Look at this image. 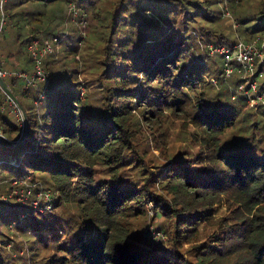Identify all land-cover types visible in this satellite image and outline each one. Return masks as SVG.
I'll return each instance as SVG.
<instances>
[{
  "label": "trees",
  "instance_id": "1",
  "mask_svg": "<svg viewBox=\"0 0 264 264\" xmlns=\"http://www.w3.org/2000/svg\"><path fill=\"white\" fill-rule=\"evenodd\" d=\"M69 1L17 0L6 12L14 38L0 48V70L30 72L26 44L44 35L63 39ZM218 2L91 0L96 25L82 52L92 60L87 93L79 70L69 67L78 66L79 39L62 50L60 71L45 59L46 90L2 76L25 111L27 130L15 145L0 140V153L11 151L0 156V195L26 191L29 182L37 206L0 199V264H264V142L256 144L253 134L229 138L250 115H240L242 98L231 99L234 79L220 76L222 56L207 49L236 40L221 25ZM240 8L233 6L237 36L263 35L257 23L264 1L251 16ZM252 19L255 25L246 26ZM14 25L27 26L28 34ZM7 102L0 88L1 132L16 141L23 117L16 119ZM256 111L264 116V107ZM170 117L192 125L195 150L158 164L139 140L141 123ZM250 127L260 130L259 122ZM21 147L27 149L17 156ZM43 195L49 200L40 202ZM71 204L79 217L65 208ZM221 206L226 215L219 217ZM149 212L166 241L140 246L131 241L133 224Z\"/></svg>",
  "mask_w": 264,
  "mask_h": 264
},
{
  "label": "rangeland",
  "instance_id": "2",
  "mask_svg": "<svg viewBox=\"0 0 264 264\" xmlns=\"http://www.w3.org/2000/svg\"><path fill=\"white\" fill-rule=\"evenodd\" d=\"M260 1H264V0H242V2H240V0H231V2H228V9L232 15V18L238 22V20H236L237 14L236 12H234L233 10V6L237 3L241 4V8L243 10V12H248L247 16H251L252 14L256 13V11H258V7H259V3ZM91 0H75V3L78 4L79 8H80V13H79V17L72 20V18H69L67 16V7H66V16L65 19L63 20L64 23L62 26H59L60 28H62L63 32L65 33V36H62L63 39H60V43L56 44L54 46V51L51 55H49L46 60H49L51 62H56V64H59V67L62 65L63 63V52L62 50L64 48H72V46H74L76 40L79 39V41H77V46L79 48L80 53L78 54V66L76 67L75 64H70V68H75V70H79V81H80V88L81 91L87 93L88 90H84L85 89V83L86 80H91L90 79V75H89V69L88 66L91 64L92 60L87 61V56H83L82 52L84 49V46L86 44L85 40L86 38H89V40H91V35L89 37L90 34V30L91 25L95 24L96 22H93L90 19V4ZM220 2V1H219ZM217 3L216 5V9H219V13L221 12V3ZM259 2V3H258ZM16 3L17 0H6L5 1V11L8 13V11H13V9L16 8ZM69 3V2H68ZM258 3L257 8L253 9L254 5ZM90 4V5H89ZM88 7V8H87ZM9 9V10H8ZM90 9V10H89ZM8 15V14H7ZM147 16H152V14L150 13H146ZM10 16H8V22H7V26L9 25V21H10ZM81 21H85L86 26H82L81 25ZM11 22V21H10ZM259 22V21H258ZM256 21L255 19L252 20H248L245 25L246 26H253L255 25ZM223 24V25H222ZM259 24L258 29H261L264 31V21L257 23ZM221 25L224 27V31L227 34L232 33V35H235V39L237 38H241L238 37L235 30L233 29V27L231 26V21H229L226 18H222L221 20ZM14 25V28H17L16 30H18L19 34H28V27L27 26H22V25ZM9 27V26H8ZM226 28V29H225ZM238 28V27H237ZM258 33V32H255ZM258 35V34H257ZM256 35V36H257ZM67 36V37H66ZM51 36H42L40 38L41 39H45V38H50ZM11 38H14V36L10 33V31H7V29H5L3 34H0V48L3 47L5 45V43H9L11 42ZM95 38V36H94ZM2 39V40H1ZM65 39V40H64ZM96 39V38H95ZM243 39V38H242ZM97 41V39H96ZM96 46H98V43L95 42V45H93V49L96 48ZM19 59L21 61H23V58L19 57ZM15 61L17 62V60H10L9 63H7L8 65H15ZM26 63V69H28L29 71L32 69V65L31 63L25 62ZM3 62L0 63V66H2L1 68L5 69V67L3 66ZM25 70V69H24ZM61 70V67L59 69V71ZM2 71V70H1ZM17 71H21V70H17L16 68L10 69L8 72H17ZM16 83L15 85L18 86L17 84H19V82L21 83V80L15 78ZM19 80V81H18ZM19 87V86H18ZM224 101L229 102V98L226 95V97H224ZM25 103H31V98H28L27 100L24 99ZM9 104V106H11V110L10 113L14 114L15 118H19L20 116L18 115L17 111L19 112L18 108L15 106L10 105L9 102H7ZM40 102H37V100H33V104L37 107L39 106ZM33 111V110H32ZM21 114V113H20ZM245 114H249L250 116L247 119H244V121H241V123H238L237 127L240 128L239 130H236L235 132H233L231 134V136L229 138H240L242 136H248L249 138L252 136L251 134H253V136L255 137V143L258 145L263 146L262 144V140L264 142V116L260 115L258 113V111H255L253 108H249V105L247 106H242L241 107V113L240 115L244 118ZM22 116V115H21ZM19 120V119H18ZM254 122H259V126H260V130L255 131L253 127H250L251 123ZM20 126L21 123H18ZM141 129L144 132V135L139 133V140H141V142L145 145V147L150 150L152 152V157L155 159V161L158 164H162L165 161V158H173L176 155H179L180 157L185 156V151L186 149H191V150H195V148H193L191 146L192 142H191V137H190V133L193 131V127L191 124H188V122H186L184 119L182 118H176V117H170L169 119L165 120L162 123H152V122H147L142 121L141 123ZM3 136V134H2ZM157 140H161L158 141ZM27 147H21L20 149H16L15 153L17 156H19L24 150H26ZM11 152V151H9ZM7 152V153H9ZM7 153H0V156L2 158L7 156ZM152 157H149L150 159ZM14 184V183H12ZM25 187H27V190H18V189H14L12 192H10L7 196L6 195H0V199L2 200H7V199H14L16 202H20V203H26L29 202L31 203L30 205L32 207H35L34 205V201L36 198L33 199L32 197V190L33 188L30 187V183L27 182L25 183ZM51 196V195H50ZM29 200V201H28ZM32 200V201H31ZM40 202H44V201H48L49 198L45 197V195H43L41 198H39ZM37 206V205H36ZM65 208L67 209L68 212H72L73 214H75L77 217L80 216V211L79 209L75 208L72 204L71 205H65ZM151 211V210H150ZM150 214L148 215V218H144L141 221L138 222H134L133 224V229H132V238L131 241H133V243L139 244L140 246H146L144 245V243H149L151 241H166V236L163 235L162 232H158L152 229V226L150 224L149 218L151 216V212H149ZM222 215H226V213L224 212V206H221V208H219L218 210V214L217 216H222ZM146 219V220H145ZM142 239L143 242H139L137 241V239ZM145 240V241H144ZM155 242H152V244H154Z\"/></svg>",
  "mask_w": 264,
  "mask_h": 264
},
{
  "label": "built area",
  "instance_id": "3",
  "mask_svg": "<svg viewBox=\"0 0 264 264\" xmlns=\"http://www.w3.org/2000/svg\"><path fill=\"white\" fill-rule=\"evenodd\" d=\"M5 1L0 0V34L7 28L8 15L5 11ZM229 0H221V18L231 21L233 28L237 27L236 21L228 9ZM80 8L75 0L69 1L67 5V16L72 20L79 17ZM82 26H86L85 21H81ZM60 42V38L53 36L45 39H32L26 44V51L30 57L32 69L30 72L21 70L8 72L0 70V75H11L24 82V88H30L37 82L46 86L49 83V72L45 67V59L54 51V46ZM207 49L211 55L222 56L220 76L229 83L230 96L232 100L242 98L249 108L255 111L264 107V33L253 39L245 40L237 38L229 45H217L209 43ZM216 83L214 78L211 79ZM38 102V101H37ZM10 105H15L10 100ZM18 115L21 116L20 112ZM0 135L1 126H0ZM40 195V194H39ZM47 197V195H45ZM36 207L37 201H34Z\"/></svg>",
  "mask_w": 264,
  "mask_h": 264
},
{
  "label": "water",
  "instance_id": "4",
  "mask_svg": "<svg viewBox=\"0 0 264 264\" xmlns=\"http://www.w3.org/2000/svg\"><path fill=\"white\" fill-rule=\"evenodd\" d=\"M0 88L3 90V92L8 96V99L12 101V103L18 108L19 112L21 113L22 117H23V127H22V131L20 134V137L18 140L16 141H9L8 139H6L4 136L0 135V140L4 141L10 145H15L17 143H19L20 141H22V139L25 136L26 130H27V125H26V114L25 111L22 107V105L19 103V101L17 100V98L15 97V95L11 92V90L8 88V86L6 85V83L3 81L2 76L0 75Z\"/></svg>",
  "mask_w": 264,
  "mask_h": 264
},
{
  "label": "crops",
  "instance_id": "5",
  "mask_svg": "<svg viewBox=\"0 0 264 264\" xmlns=\"http://www.w3.org/2000/svg\"><path fill=\"white\" fill-rule=\"evenodd\" d=\"M16 63V62H15Z\"/></svg>",
  "mask_w": 264,
  "mask_h": 264
}]
</instances>
